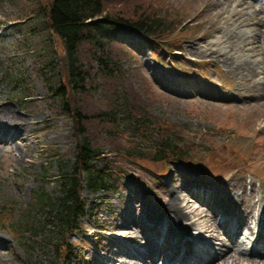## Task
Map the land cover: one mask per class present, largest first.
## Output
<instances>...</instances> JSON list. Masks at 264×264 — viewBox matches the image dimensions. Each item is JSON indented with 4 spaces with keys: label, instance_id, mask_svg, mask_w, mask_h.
Here are the masks:
<instances>
[{
    "label": "rangeland",
    "instance_id": "obj_1",
    "mask_svg": "<svg viewBox=\"0 0 264 264\" xmlns=\"http://www.w3.org/2000/svg\"><path fill=\"white\" fill-rule=\"evenodd\" d=\"M50 1L0 0V22H3L0 26V104H9L27 119L37 120L32 125L35 135L26 136L24 144L13 138L7 148L4 147L9 153L0 154V235L6 237V242L0 244V264H54L58 261V250L46 243L53 237L48 219L34 215L30 223L22 221L27 212L37 208L38 193L55 195V176L59 169L53 158H73L76 145L73 120L62 113L58 98L52 99L50 95L49 86L53 89L60 84L68 87L62 41L46 28L45 14ZM144 1L153 6L151 9L155 12L165 13L175 26L188 21L187 27L192 28L189 33L178 29L164 40L168 43L176 38L179 44L176 47L181 51L172 54L162 50L156 54L147 41L130 30H121L119 36L125 40H117L114 46L120 53L117 57L123 69L120 77L96 75L95 95L79 99H84L87 106L89 103L108 108L119 93L124 94L128 100L119 101L116 110L135 115V110L128 107L133 104V108L146 111L140 120L151 117L157 125L165 126L162 127L164 132L180 134L182 137L177 139L188 142L186 152L190 150L194 165L173 159L154 162L152 156L156 150L151 135L143 134L142 125L134 119H123L114 127L103 123L97 134L91 130L95 143L113 152L109 157H114L125 175L118 192L104 199L107 203L96 201L97 196L84 190V197L99 209L92 212L91 221L84 220L83 231L67 237L80 250V257L73 263L118 264L116 259L128 249L144 250L145 242L124 240L125 232H130L125 224L130 223L141 205L138 192L144 191L155 211L164 210L172 196L177 195L178 206L187 217L185 221L192 224L189 231L183 233L184 239L192 243L194 253L201 251L205 260L212 258L214 264H232L230 255L233 253L240 256V264L251 261L264 264L261 260L264 237H247L248 230L243 227L232 246L229 238L221 233L223 230L212 227L213 220L210 223L200 214L213 204L208 189L214 191V186L221 185L223 191L235 189L236 202L244 208L251 199L257 201L255 215L247 217L251 220L254 216L250 222L252 228L263 232L255 221L259 219L258 208L264 203V89L261 88L264 64H260L252 76L241 68L243 62L234 63L229 59L226 64L220 55L197 52L217 40L227 49L242 51L241 46L248 36L246 30H252L263 57L264 0H208L213 5L212 11H206L210 5L205 0ZM242 9L245 10L240 12ZM253 11L262 22L240 24ZM228 15L233 16L231 20ZM83 57L87 63L89 56L83 54ZM5 71L23 76H18L17 84H9L3 78ZM23 77L26 93L31 97L19 103L11 98V91ZM157 129L153 126L151 132L159 138L161 131ZM213 154L236 158L237 172L227 169L220 172L219 166L227 164L217 157L212 158ZM187 181L189 184L184 185ZM224 217L217 214L218 223ZM20 221L27 229L20 228L13 235L6 230L12 229L13 222ZM94 221L103 225L101 232L94 227ZM231 221L236 223L237 219L231 218ZM32 223H39L36 235L32 234ZM234 228L226 229V233L231 235ZM25 230H30L31 235ZM24 236L29 238L27 242ZM229 247L232 251L221 257ZM138 261L143 263L142 258ZM60 262L62 264L63 260Z\"/></svg>",
    "mask_w": 264,
    "mask_h": 264
},
{
    "label": "trees",
    "instance_id": "obj_2",
    "mask_svg": "<svg viewBox=\"0 0 264 264\" xmlns=\"http://www.w3.org/2000/svg\"><path fill=\"white\" fill-rule=\"evenodd\" d=\"M151 7L153 6H149L144 0H51L49 2L45 14L46 28L62 41L66 54L68 83V87L60 84L53 89V86L52 88L49 86L50 95L52 99L58 98L62 113L73 120L76 145L73 158L60 156L53 158L59 169L58 175L55 176L57 187L55 195L47 192L38 193L37 208L27 212L22 221L30 223L29 219L34 215L48 219L49 225H47L53 237L52 240L47 239L46 243L58 250V261H54V264H61V259L62 264H74L76 257L80 256L78 246L67 237L72 232L83 231V219L90 215L89 210L93 211V205L83 197L84 190L97 194L115 191L118 187V176L122 170L116 165V160L107 155L108 151L95 143L96 139L93 136V132L97 134V130L103 127V123L114 127L123 119H134L142 125L143 134L151 135L150 140L154 142L153 147L156 150L153 159L162 161L174 157L177 161L191 162L190 150L186 152L185 149L186 141L183 138L177 139L182 137L180 134L172 131L164 132L165 126L157 125L151 117L140 120V116L146 111L138 107L133 108V104L128 107L135 110V115L116 110L120 105L119 101L128 100L124 94L119 93L113 105L108 108L91 106L89 103L87 106L84 99H79V97L90 98L95 95L96 75L120 77V73L123 72L117 59L120 53L114 50V46L118 43L117 40L122 39L118 37L121 29H128L137 36L150 40L153 47L159 51L173 50L172 45L178 41L176 38L170 40L168 44L162 42L174 31L175 24L167 19L165 13L155 12ZM83 54L89 56L87 63L84 62ZM5 74L9 73L5 72ZM16 75V73L9 74L8 77L19 79ZM46 79L48 80L47 76ZM20 89L21 92H26V84ZM14 96L20 103L30 97L22 96V93H16ZM153 126H157L161 131L158 133L159 138L151 132ZM118 151L122 152L119 149ZM36 210L39 215L36 214ZM0 213H2L1 209ZM32 224L34 227L32 234L36 235L35 231L39 223ZM20 228L27 229L21 221L18 224L12 223V231L17 232ZM25 233L31 235L30 230H25ZM23 238L26 239L25 242L29 239L25 236Z\"/></svg>",
    "mask_w": 264,
    "mask_h": 264
},
{
    "label": "bare ground",
    "instance_id": "obj_3",
    "mask_svg": "<svg viewBox=\"0 0 264 264\" xmlns=\"http://www.w3.org/2000/svg\"><path fill=\"white\" fill-rule=\"evenodd\" d=\"M210 9L206 11H212L213 5L208 0H205ZM245 9H242V12ZM238 12V11H237ZM247 13V11H246ZM232 15H228V18L231 20ZM262 21L257 19L255 11H253L250 16L246 19H242L241 23L253 25H259ZM236 24V22H235ZM247 38L244 40L242 51L236 49H227L226 46L221 45L219 40L212 41L207 45L206 48L202 50H197L199 54L205 53L210 56L220 55L223 62L228 63L229 59H232V62H243L241 68L244 71H248L252 76H254L255 70L258 69L260 64H264V56H260V50L256 46V33H253L252 30H246ZM230 62V65H232ZM251 63V64H250ZM247 64V65H246ZM234 66V65H233ZM259 73V72H258ZM262 89H264V80L262 82ZM37 122L36 119H27L22 116L18 111L9 104H0V154L2 155L6 151L4 147L7 148V145L10 144L13 138L23 141V144L26 143L27 137L31 134H36V130L32 125H35ZM12 134V136H10ZM27 136V137H26ZM17 143V142H16ZM18 148H16L17 150ZM9 153V152H8ZM189 182H185L184 185H188ZM210 194H212L213 204L209 205L208 209H204L200 212L202 216H205L208 221L211 223L213 220L212 227L217 230H223L225 236L224 238H229L230 244L233 246L234 238L239 234L243 229L248 230V236L256 235V237H264V203L260 204L258 208V220L255 221L256 225L262 227L263 232L255 233L248 218V215L256 213L257 201L251 199L244 208L241 203L236 202V192L235 189H229L223 191L221 185L214 186V191L208 189ZM209 194V195H210ZM137 199L141 201V205L136 208V214L132 216V220H129V224H125V227L130 230V232H125L126 241H140L146 242L144 250H135L128 249L127 253H121L119 259H116L118 264H195V261H203V264H214L213 259L206 261L201 255L192 256L193 253L192 244L187 242L184 239L183 233L189 231L191 223H187L185 219V211L181 210L177 203V195H173L170 202L165 206L164 210L155 211L151 205L147 202V195L144 191L138 192ZM206 204H209L208 201H203ZM221 216L227 215L224 221L218 223L216 215ZM229 215H233L237 221L236 223L228 219ZM141 216V217H140ZM140 222H138V221ZM216 224V227H215ZM245 224L244 226H242ZM192 225V224H191ZM225 226H230V229L234 228V232L229 235L227 230H224ZM126 229V230H127ZM140 229V230H139ZM155 234L154 238L151 241L149 237V231ZM254 235V236H255ZM224 241L223 238H220ZM221 240V241H222ZM6 242V237L0 235V244ZM171 250L172 257L168 256L169 251ZM232 251V248L229 247L226 251H223L221 257H225ZM154 254L153 256L151 253ZM264 253V251H263ZM262 253V254H263ZM126 256V257H123ZM233 258L232 264H240V256H237L233 253L230 255ZM133 258L137 260L132 262ZM139 258L143 259L138 261ZM176 260H173L175 259ZM164 259V263L162 262ZM261 260L264 263V255H262ZM167 262V263H166ZM169 262V263H168ZM254 261H251L252 264Z\"/></svg>",
    "mask_w": 264,
    "mask_h": 264
}]
</instances>
